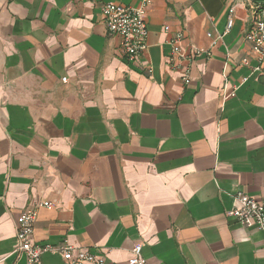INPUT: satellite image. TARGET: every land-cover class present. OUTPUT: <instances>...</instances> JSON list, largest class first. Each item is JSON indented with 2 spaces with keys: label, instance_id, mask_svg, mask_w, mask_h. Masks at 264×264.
<instances>
[{
  "label": "crops",
  "instance_id": "1",
  "mask_svg": "<svg viewBox=\"0 0 264 264\" xmlns=\"http://www.w3.org/2000/svg\"><path fill=\"white\" fill-rule=\"evenodd\" d=\"M250 1L152 0L129 60L101 6L140 0H0V264H27L17 218L36 206L37 244L103 264L136 243L147 264H264V229L228 215L238 191L264 201ZM177 31L190 61L170 62ZM38 264L69 263L52 249Z\"/></svg>",
  "mask_w": 264,
  "mask_h": 264
},
{
  "label": "built area",
  "instance_id": "2",
  "mask_svg": "<svg viewBox=\"0 0 264 264\" xmlns=\"http://www.w3.org/2000/svg\"><path fill=\"white\" fill-rule=\"evenodd\" d=\"M152 0H140L138 6L123 5L114 2H106L101 6L105 23L111 34L117 35L122 40V50L129 60H136L147 47L148 26L145 15ZM251 12V25L245 34V38L251 43L252 52L255 57L262 62L264 59V12L256 8L255 3L249 2ZM233 25V17L230 15L227 22V31ZM169 26L165 30H169ZM212 36V33L208 34ZM223 34L214 38H222ZM184 33L177 31L171 40L170 62L177 60H192L193 56L200 50L194 48L187 53L183 47ZM248 62L247 58L243 60ZM151 71V69H149ZM64 77L63 80H66ZM185 81L189 76L185 74ZM38 206L51 208L52 202L44 201ZM38 207L25 210L17 218V241L18 244L14 252L18 255L25 254L27 264H38L43 252L58 249L62 252L65 260L69 264H84L90 262L94 264H103L104 258L96 256L93 252L78 248L70 244H62L58 248L51 244L39 245L34 240V229L37 218ZM228 215L235 217L238 222L246 227H258L264 229V201L259 202L246 192L238 191L234 195V206L228 211ZM130 264H147V260L142 253V244L136 243L132 248V255L129 259Z\"/></svg>",
  "mask_w": 264,
  "mask_h": 264
},
{
  "label": "trees",
  "instance_id": "3",
  "mask_svg": "<svg viewBox=\"0 0 264 264\" xmlns=\"http://www.w3.org/2000/svg\"><path fill=\"white\" fill-rule=\"evenodd\" d=\"M252 1L255 3L257 9H260L261 11L264 12V0H252Z\"/></svg>",
  "mask_w": 264,
  "mask_h": 264
}]
</instances>
